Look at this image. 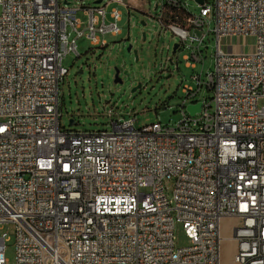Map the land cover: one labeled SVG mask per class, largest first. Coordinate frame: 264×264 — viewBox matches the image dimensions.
Listing matches in <instances>:
<instances>
[{"label": "built area", "instance_id": "1", "mask_svg": "<svg viewBox=\"0 0 264 264\" xmlns=\"http://www.w3.org/2000/svg\"><path fill=\"white\" fill-rule=\"evenodd\" d=\"M134 1L0 0V264L7 225L17 264H221L224 218L240 221L232 264H264V0H194L197 14L193 0L156 6L154 19L190 51L188 68L204 63V29L215 24V69L183 87L174 126H61L64 58L80 57L81 38L106 48L104 36L122 34L109 6L140 9ZM202 90L211 103L197 100ZM177 223L188 240L180 249Z\"/></svg>", "mask_w": 264, "mask_h": 264}, {"label": "rangeland", "instance_id": "2", "mask_svg": "<svg viewBox=\"0 0 264 264\" xmlns=\"http://www.w3.org/2000/svg\"><path fill=\"white\" fill-rule=\"evenodd\" d=\"M64 1L61 0L62 4ZM98 1L102 2L99 5H105L110 0H67L71 6L79 8L98 6ZM123 1L130 5V0ZM138 1L141 3L140 9H134L133 4L129 8L117 3L109 6L108 11L117 9L122 13V21L119 23L122 34L116 37L104 36L108 43L106 48L92 46L86 38H81L77 41L80 57L77 58L73 53L64 58L63 65L69 74L60 85L59 109L62 115L61 126L66 130L112 131V121L132 118L136 119V128L155 123L172 127L181 118L183 87L194 86L193 76L202 74L205 78L207 73L214 71L216 42L214 35L208 32L215 26L213 21L209 28L204 29L207 33L201 49L204 63L197 64L194 69L188 68L183 57L190 51L180 46L176 54H173L174 45L180 44V39L154 19L160 10H156V6H160L162 0ZM206 4L211 6V0H207ZM189 10L197 14V2L191 1ZM78 16L83 22L87 19L82 11ZM141 22H145L146 26H142ZM143 33L146 34V41L142 40ZM235 43L240 45L243 41L237 40ZM248 43H251L250 40ZM130 44L133 45V51L138 50V62L135 61L133 51L127 52ZM115 68L120 70L123 84L114 83ZM139 85L141 87L132 92ZM211 99L212 94L207 90H202L197 97V100L207 103H211ZM109 111H113L111 118ZM72 119L75 125L71 127L69 122ZM172 185V182L167 184L168 200L173 197ZM239 225L240 221L236 219L224 218L221 221V264H232L237 244L231 238ZM3 232L9 236L5 244L6 264H17L15 228L7 225ZM174 236L176 249L187 246L188 240L181 224H176Z\"/></svg>", "mask_w": 264, "mask_h": 264}, {"label": "water", "instance_id": "3", "mask_svg": "<svg viewBox=\"0 0 264 264\" xmlns=\"http://www.w3.org/2000/svg\"><path fill=\"white\" fill-rule=\"evenodd\" d=\"M198 3H204V1L205 0H196ZM65 4L66 5H68V3L67 2H65ZM96 4L97 5H99V4H101V1H98V2H96ZM141 25L142 26H146V23L145 22H141ZM142 40L143 41H146V34L145 33H143L142 34ZM178 48H179V44H176V45H174V48H173V54H176V52H177V50H178ZM133 51V45H129L128 47H127V52L128 53H131ZM133 54H134V57H135V61L136 62H138L139 61V56H138V50H134L133 51ZM170 62L172 63V60H170ZM115 70V76H114V83L115 84H123V81H122V79L120 78V70L118 69V68H115L114 69ZM79 73V72H78ZM80 73H82V71H80ZM141 86L139 85L136 89H134L132 92H135L138 88H140ZM200 110H201V104L199 103V104H197V105H194V106H189L188 107V111L190 112V114L192 115V116H194V115H196V113H199L200 112ZM69 125L72 127V126H74L75 125V121L72 119V120H70V122H69Z\"/></svg>", "mask_w": 264, "mask_h": 264}, {"label": "crops", "instance_id": "4", "mask_svg": "<svg viewBox=\"0 0 264 264\" xmlns=\"http://www.w3.org/2000/svg\"><path fill=\"white\" fill-rule=\"evenodd\" d=\"M133 3H134L135 5L137 4V5H139V6L141 5V3H140L139 1H137V0L134 1Z\"/></svg>", "mask_w": 264, "mask_h": 264}]
</instances>
